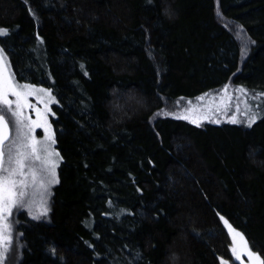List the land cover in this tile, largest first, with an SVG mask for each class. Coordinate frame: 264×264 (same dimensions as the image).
Instances as JSON below:
<instances>
[{
  "label": "trees",
  "instance_id": "1",
  "mask_svg": "<svg viewBox=\"0 0 264 264\" xmlns=\"http://www.w3.org/2000/svg\"><path fill=\"white\" fill-rule=\"evenodd\" d=\"M0 28L16 80L56 96L62 157L48 219L17 215L16 264H222L221 216L264 258V118L158 115L264 92V0H0Z\"/></svg>",
  "mask_w": 264,
  "mask_h": 264
},
{
  "label": "snow or ice",
  "instance_id": "2",
  "mask_svg": "<svg viewBox=\"0 0 264 264\" xmlns=\"http://www.w3.org/2000/svg\"><path fill=\"white\" fill-rule=\"evenodd\" d=\"M147 3L155 7V0H147ZM9 30L0 28V36H8ZM43 43L42 38L38 37ZM254 43V42H253ZM83 67V65L81 66ZM10 62L7 60L5 50L0 48V249L11 245V224L8 218L13 209L27 208L31 212L36 206L35 195L39 192L47 194L51 184L59 183L56 169L62 159L60 153L53 147L56 144L51 124L46 115L50 112L49 105L56 103V98L50 89L37 87L30 83L20 84L15 80V74L9 71ZM230 85L222 89L223 95L218 104L208 106L207 112L216 115L227 116L231 110L232 96L228 93ZM241 96H247L244 87L235 89ZM207 95V94H206ZM9 96L15 97L10 100ZM35 96L38 102L43 104V110L29 103V97ZM198 99L203 100L204 96ZM254 100H264V92L255 93ZM215 101V97H213ZM243 115L247 120V126L251 127L264 112V105H250L245 99ZM26 109H34L36 119L26 114ZM11 115L15 124V137L10 136L9 121L4 112ZM187 112H197L198 109L189 108ZM239 103L235 112L229 117L228 122L237 124L238 115L241 114ZM177 119L189 120L199 126L200 119H210L208 115L190 118L189 115L177 116ZM211 122L219 123L218 119ZM42 128L45 136L43 140L37 139L34 131ZM259 150H257L258 152ZM41 214H46L42 212ZM34 219L37 217H33ZM228 229L233 246L232 256L235 262L245 264H264V258L251 249L249 241L243 233L235 229L223 216L220 217ZM2 254V252H0ZM139 257V253H137ZM222 264H228L222 261Z\"/></svg>",
  "mask_w": 264,
  "mask_h": 264
},
{
  "label": "rangeland",
  "instance_id": "3",
  "mask_svg": "<svg viewBox=\"0 0 264 264\" xmlns=\"http://www.w3.org/2000/svg\"><path fill=\"white\" fill-rule=\"evenodd\" d=\"M235 30H237V28H235ZM236 34L238 35L241 43L243 44L244 53H246L248 51V46H249V42H248L247 38L244 37L240 33V31H237ZM9 71H11V70L9 69ZM15 80H16V78H15ZM17 82H19V81H17ZM19 83L20 84H24V83H21V82H19ZM36 86L37 87L46 88V87H43V86H38V85H36ZM223 88L218 89V90H214V91H211V92H208V93H205V94L201 95V96H204L203 100L198 99L199 97H201V96H199L197 98L184 99V100L179 99L178 101H174L173 103H171L169 105V107H166L163 111L159 112L158 115H161V116H164V115L165 116H175V117L182 116V115H189L190 118H195L197 116H201L202 117V116L208 115L210 117V119H200L199 125H204L206 123H212L211 120H216V119H218L220 122L228 121L229 117L235 112L236 105L239 103V107L241 108L242 111H241V114H239L238 117H237L238 120L240 121L238 124H242L243 123V124L247 125V120H246L245 116L243 115L244 104H243L242 101L246 99L250 105H258V104L259 105H263L264 104L263 100L262 101L261 100H254L253 99L254 93H250V92H247V96L246 97L241 96V94L239 92L235 91V89H237V87H234V86L230 85V87L228 88V93L232 96L231 110L229 111L227 116L220 115V114L212 115V114L207 112V107L208 106H214V104H218L220 102V98L223 95V93H222V89ZM46 89H48V88H46ZM51 92H52V90H51ZM52 95L56 98V96L53 94V92H52ZM213 97H215V101L213 100ZM9 99L10 100H15V97L9 96ZM258 101H260V102L258 103ZM29 103H31L34 107H38L41 110H43V104L38 102V98L37 97H35V96L29 97ZM56 105H57V99H56V103H52V104L49 105V108L51 110L46 115V118H47L48 122L51 124V130L54 133V136H55V131H54L52 120L55 118L54 107ZM0 107H2V106H0ZM189 108L198 109V111L197 112H187L186 110L189 109ZM25 112L33 120L36 119V114H35L34 109H26ZM262 115L263 114L260 113V116H262ZM5 117L9 121V126H10V129H11V137L14 138L15 137L14 120L11 117V115L9 113H7L6 111H5ZM188 121H190V119ZM34 135H36L37 139L43 140V138L45 136V133H44L42 128H37L34 131ZM53 147L55 148L56 151H58V149L56 147V144ZM60 156H61V154H60ZM61 161L62 160H60V162H59V166L61 164ZM59 166L56 169L57 174H58ZM57 178H58V175H57ZM57 184L58 183L51 184L48 187L47 194H44L43 192H39L38 194L35 195L34 198L36 200V206L34 207V209L31 212H29L27 208H16V209H13L12 215L8 218V222L11 224V237H12L11 238V245L9 247H5L6 250L4 249L2 251V249H0V251H2V254H0L1 255L0 256V264H16V261L18 259L21 243H20V239H19V234L15 233V229H14V226L16 225V222H17V215L20 212H24V213L28 214L32 218L33 217H37L35 219L47 220L48 216H49V213H50V208H51L50 205H51V202H52V193H53V190H54V188H55V186ZM42 212H46V214H41ZM15 220H16V222H15ZM225 228L227 229L226 226H225ZM227 231H228V229H227ZM238 231H240V230H238ZM230 238H231V236H230ZM232 246H233V242H232V239H231V248H232ZM222 261H227L228 264H234V257H233L232 261L228 260V259H222ZM235 264H240V262H235ZM245 264H247L246 258H245Z\"/></svg>",
  "mask_w": 264,
  "mask_h": 264
},
{
  "label": "water",
  "instance_id": "4",
  "mask_svg": "<svg viewBox=\"0 0 264 264\" xmlns=\"http://www.w3.org/2000/svg\"><path fill=\"white\" fill-rule=\"evenodd\" d=\"M10 127V126H9ZM10 136H11V129H10Z\"/></svg>",
  "mask_w": 264,
  "mask_h": 264
}]
</instances>
